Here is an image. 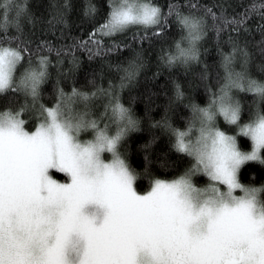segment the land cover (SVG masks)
Here are the masks:
<instances>
[{"label":"snow or ice","instance_id":"snow-or-ice-1","mask_svg":"<svg viewBox=\"0 0 264 264\" xmlns=\"http://www.w3.org/2000/svg\"><path fill=\"white\" fill-rule=\"evenodd\" d=\"M82 7L77 17L90 30L60 43L74 10L70 0L47 11L41 0L40 15L29 0L0 5V264H264V183L241 182L247 161L264 163V79L251 74L241 39L251 12L260 10L264 20V0L235 15L225 3L191 0H172L166 11L154 0H107L106 7L87 0ZM129 26H142L136 38L149 43L125 58L119 50L126 46L111 37ZM257 27L264 32V24ZM210 31L219 59L193 72L187 91L170 77L175 91H165L159 120L150 115L153 93H140L145 116L183 154V171L156 176L148 152L138 170L128 138L142 118L133 107L137 97L125 103L123 90L149 64L157 67L153 76L162 66L189 72L201 64ZM45 32H59L57 43L41 39ZM78 49L89 54V91L76 86ZM148 49L158 50L155 61ZM155 162L173 166L166 154ZM145 175L149 185L139 190Z\"/></svg>","mask_w":264,"mask_h":264},{"label":"trees","instance_id":"trees-1","mask_svg":"<svg viewBox=\"0 0 264 264\" xmlns=\"http://www.w3.org/2000/svg\"><path fill=\"white\" fill-rule=\"evenodd\" d=\"M23 2V0H20ZM41 0H29V3L33 5V11L36 12L35 5L40 3ZM70 2L74 5V10L68 13V20L69 26L65 28L66 33H68L66 40H60V43H68L71 42L73 36H77L83 38V35L87 34V31L90 29L86 27L84 23H82L78 17L77 12L82 16L83 15V5L87 3V0H70ZM93 3L97 5L107 6V0H92ZM154 2H158L162 7H164L165 11L167 10L166 5L167 3L172 2V0H154ZM178 2L182 6H186L189 3V0H178ZM193 4L199 3L201 5H208L212 7L215 4L225 3L228 5L227 12L230 15H235L238 13L245 12V8L247 5H251L253 3L260 5L262 0H191ZM43 5L45 6V11L48 10L53 4L60 5L63 3V0H42ZM3 4V0H0V5ZM213 10H217L213 8ZM259 11H253L248 15L246 20V24L249 28V31L243 33L241 39L242 42L246 41L247 43L245 46L248 48L250 56V63L249 69L251 74L258 78L264 79V32H262L261 28L257 27V25L264 24V20L261 19L259 15ZM36 15H40L39 12H36ZM102 23V20L98 21ZM25 30H29L32 28L31 24L24 22ZM63 27V25H61ZM137 27L142 26H129L126 28L123 33L112 34V39L122 43L126 46V48H122L119 51L123 53L124 57L127 58L129 56L130 50H135L138 46L142 43L147 45L149 43L148 40L141 41L136 38V29ZM2 34V33H0ZM11 34V33H10ZM39 35V33H36ZM142 34V33H141ZM59 37V32L50 33L45 32L41 39H48L52 40L53 43H57L56 40L53 39V36ZM228 33L224 32L223 39L226 43ZM216 44V35L214 31H210L209 35L203 39L202 47L207 49V53H202V63L199 65H195L191 68L189 72H185L182 69H178L176 67L168 68L167 66H162L159 74L153 76V73L157 72V67L154 63L149 64L146 68L141 70V73L137 79V84L131 88H125L122 92V97L124 98V102L127 103V98L129 95L136 96L137 99L133 107L136 110V115L140 116L141 119V126L139 130L133 131L130 133L128 138V144L130 147L129 159L130 162L136 167L138 170L143 169L145 167V152H148L152 160L154 161L152 165V172L159 176L160 178H174V176L179 175L185 166V163L178 159L183 154L176 152L175 149L170 147V143L168 141V136L166 133L162 131V129L158 125H153L151 121L145 116V101L143 97H141L140 93L143 92L144 95H147V90H150L153 95L151 99L154 101L155 106L151 110V118L153 120H159L165 112L164 104L167 103V98L165 96V91H167L168 95H173L175 88L170 77H175V80L178 81L181 86L187 91V81L190 79L191 74L193 72H198L202 67L203 63H208L211 60H218L219 53L215 49ZM224 46L223 44L221 45ZM157 45V49H158ZM228 48H225V51H228ZM149 56L152 61L156 60V56L158 55V50L156 53L152 52V49H148ZM47 54V53H44ZM78 56L82 57V67L77 71L75 79H76V86L81 87L84 85L82 90L89 91L91 90V85L86 83L84 79V70L90 69V62L88 61V53L82 49H78L77 53ZM53 58L55 54L53 53ZM113 62H116L115 59ZM93 63H98V59L94 58ZM67 67V65H66ZM117 82H118V75H117ZM71 83L72 78H68V82L66 85V91L71 90ZM99 84L100 81L97 80ZM104 87H107V80L103 81ZM51 88V84H48L44 92L47 96L49 89ZM202 93V89L200 90ZM197 100L200 99L198 95ZM247 99L250 101L253 99V95L249 93L247 95ZM45 102L47 99L45 98ZM95 103L99 106V111H102V104L103 101L101 99H97ZM183 107V105H181ZM185 115L187 112L184 113ZM26 119V126L29 123L28 118ZM172 119L173 122L176 123V116L175 112H172ZM156 139L153 141V137ZM242 143L245 146H250V138L245 137L241 134ZM149 141H153L149 144ZM148 145L147 148H144L143 145ZM165 154L167 155V160L173 162V166H161L159 163H156L157 160L165 159ZM241 182L242 183H251L255 185H260L264 183V163L260 161H247L245 165L241 168ZM149 177L148 176H140L138 177V189L139 190H146L149 185ZM264 196V193L261 194Z\"/></svg>","mask_w":264,"mask_h":264},{"label":"rangeland","instance_id":"rangeland-1","mask_svg":"<svg viewBox=\"0 0 264 264\" xmlns=\"http://www.w3.org/2000/svg\"><path fill=\"white\" fill-rule=\"evenodd\" d=\"M251 142V141H250ZM62 175V174H61ZM168 179H170V178H168ZM205 181L202 179L201 181H199V183H204Z\"/></svg>","mask_w":264,"mask_h":264}]
</instances>
